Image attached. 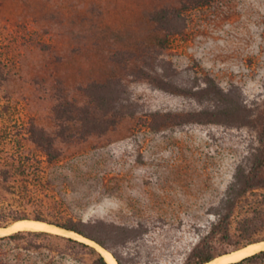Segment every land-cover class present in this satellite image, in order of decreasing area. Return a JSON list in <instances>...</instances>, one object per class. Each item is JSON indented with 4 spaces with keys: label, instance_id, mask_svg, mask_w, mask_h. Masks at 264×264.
Wrapping results in <instances>:
<instances>
[{
    "label": "rangeland",
    "instance_id": "rangeland-1",
    "mask_svg": "<svg viewBox=\"0 0 264 264\" xmlns=\"http://www.w3.org/2000/svg\"><path fill=\"white\" fill-rule=\"evenodd\" d=\"M157 14L179 16V33ZM0 60L1 161L45 164L46 192L76 219L142 225L146 234L117 248L124 264L198 262L236 168L264 150V0H0ZM147 76L195 90L212 78L238 93L252 126L179 123L212 103L162 91ZM109 80L127 88L132 116L86 137L79 122L58 120V107L86 105L83 88ZM32 127L53 139L51 161L25 139ZM28 241L43 248L25 250ZM0 258L92 261L49 236L0 242Z\"/></svg>",
    "mask_w": 264,
    "mask_h": 264
},
{
    "label": "trees",
    "instance_id": "trees-1",
    "mask_svg": "<svg viewBox=\"0 0 264 264\" xmlns=\"http://www.w3.org/2000/svg\"><path fill=\"white\" fill-rule=\"evenodd\" d=\"M202 3L203 0H198ZM209 1V0H204ZM178 17L170 18L157 14L155 21L168 34H178ZM4 60H0V66ZM147 81L158 89L173 94L186 95L198 102L210 101L212 106L194 111L180 119L179 123L219 124L226 126H252L247 111L236 91H222L212 78H206L205 87L180 86L172 80H162L147 76ZM88 99L84 106L65 103L66 107L55 110L59 121L79 122L81 134L86 137L93 134H105L115 127L127 115L125 112L130 98L127 88L120 80L106 83H94L83 88ZM173 123V119L160 120ZM178 123V122H176ZM158 120L152 121L156 129ZM26 140L41 148L51 161L53 139L44 130L32 127L26 133ZM256 164H242L236 168L228 197L223 207L216 211V221L195 249V254H203L194 264H205L216 257L241 250L249 245L264 241V150L255 156ZM30 158L26 156L25 160ZM0 158V227H8L20 220H35L74 232L84 239L93 241L110 252L118 264H124L117 252L119 246L137 242L146 229L142 225L128 227L103 220L76 219L64 208V205L46 192L43 180L48 168L45 164H5ZM44 231H19L0 236V242L19 243L29 236L54 237L65 244L85 251L92 258L91 264H108L105 257L93 246L83 241ZM22 248L35 251L43 248L37 241H28ZM0 264H10L0 258ZM231 264H264V251Z\"/></svg>",
    "mask_w": 264,
    "mask_h": 264
},
{
    "label": "bare ground",
    "instance_id": "bare-ground-1",
    "mask_svg": "<svg viewBox=\"0 0 264 264\" xmlns=\"http://www.w3.org/2000/svg\"><path fill=\"white\" fill-rule=\"evenodd\" d=\"M19 231H44L52 234H57L61 236L70 237L76 240L83 241L93 247H95L106 259L108 264H118L116 259L113 257V255L108 252L107 250L103 249L96 243L84 239L82 236L70 232L64 229H61L57 226L47 224L45 222L41 221H35V220H21L17 222H13L8 227L0 228V236H7L15 232ZM261 251H264V241L255 243L252 245H249L241 250H238L233 253H229L223 256H219L214 258L213 260L205 263V264H231L236 263L239 261H242L243 259L250 257L252 255H255Z\"/></svg>",
    "mask_w": 264,
    "mask_h": 264
},
{
    "label": "water",
    "instance_id": "water-1",
    "mask_svg": "<svg viewBox=\"0 0 264 264\" xmlns=\"http://www.w3.org/2000/svg\"><path fill=\"white\" fill-rule=\"evenodd\" d=\"M21 221V220H20ZM17 222V221H16ZM0 228H3V227H0ZM62 229V228H61ZM71 232V231H70ZM64 237H66V236H64ZM69 238V237H68ZM79 241V240H78ZM81 242V241H80ZM93 242V241H92ZM85 243V242H84ZM87 244V243H86Z\"/></svg>",
    "mask_w": 264,
    "mask_h": 264
}]
</instances>
